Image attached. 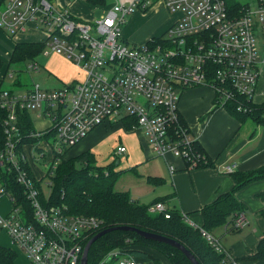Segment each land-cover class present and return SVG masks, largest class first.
I'll use <instances>...</instances> for the list:
<instances>
[{"label":"built area","instance_id":"obj_1","mask_svg":"<svg viewBox=\"0 0 264 264\" xmlns=\"http://www.w3.org/2000/svg\"><path fill=\"white\" fill-rule=\"evenodd\" d=\"M154 2L163 3L178 17L164 36L140 45L124 44L121 25L126 16L147 10ZM241 5L232 11L225 0H116L92 22L74 18L49 0H6L0 6V30L13 38L40 33L44 54L59 52L85 72L82 82L58 88L38 82L18 90L0 88V195H8L13 203L10 214H0V232L8 235L29 264H79L88 237L102 225L95 217L69 214L65 204L50 205L47 199L44 203L32 161L54 167L65 149L96 126L133 117L146 131L156 155L171 153L189 168L204 167L208 156L197 150V139L180 123V91L208 87L215 108L236 113L255 107L253 97L264 64V0H255L254 7ZM28 69L39 67L33 62ZM6 76L12 73L8 70L1 82ZM26 112L46 124L37 129L32 123V130H24L20 118ZM27 145L32 156L25 150ZM123 151L124 147L117 149ZM235 169V164L223 167L227 173ZM10 178L21 188L28 214L6 190ZM148 210L169 218L162 202ZM230 224L240 230L247 218L238 211ZM200 232L223 254V264H239L217 238L203 229ZM100 264L146 261L115 249Z\"/></svg>","mask_w":264,"mask_h":264},{"label":"crops","instance_id":"obj_2","mask_svg":"<svg viewBox=\"0 0 264 264\" xmlns=\"http://www.w3.org/2000/svg\"><path fill=\"white\" fill-rule=\"evenodd\" d=\"M49 1L58 8L67 9L74 18L84 22L100 18L104 10L112 6L105 0ZM119 1L129 3L131 0ZM98 7L102 13L96 16L94 9ZM28 36L41 37L35 42L42 41L40 33L31 32L25 37ZM21 37L13 38V42L23 41L25 37ZM46 55L43 69L50 78L49 87L58 88L75 79L77 73H81L65 55L59 52H50ZM263 65L253 97L255 103L253 109L264 103ZM178 109L190 133L209 158L204 167L189 168L184 159L171 153L165 154L164 157L156 155L146 131L136 125L133 117L109 119L96 126L70 149L68 155L74 157L88 153L93 158L95 166L96 163H108L102 168L114 172L115 181L125 176L124 187L118 190L114 188L116 191L126 192L131 199L146 206L157 201L162 202L168 211L176 210L182 213L188 223L200 231L203 225L202 209L213 204L219 196L233 190L235 174L253 172L264 167V124L256 122L251 117L240 120L233 114L235 111L228 108H215L213 91L203 86L181 91ZM37 121L40 123L38 127L32 120L33 126L37 129L46 124L39 118H36ZM119 147H124V151L118 153ZM25 150L33 155L31 145L25 146ZM31 163L32 166L35 164L33 161ZM230 164L236 165L235 171L224 172L223 167ZM170 167L173 168V172L170 171ZM262 193L264 179L253 180L240 186L234 191V197L242 206L241 211L247 218V224L236 230L228 223L208 232L218 239L221 247L239 264H264V258L251 256L259 241L264 238V218L261 216L264 201L259 197ZM4 195L6 194L0 195V213L6 216L11 213L13 203L8 195L7 199ZM7 236L5 232H0V246L16 253L15 264H25L23 260L18 259V253L11 247L10 238ZM145 251L157 261L149 259L146 264H172L171 260L156 248H146Z\"/></svg>","mask_w":264,"mask_h":264},{"label":"trees","instance_id":"obj_3","mask_svg":"<svg viewBox=\"0 0 264 264\" xmlns=\"http://www.w3.org/2000/svg\"><path fill=\"white\" fill-rule=\"evenodd\" d=\"M5 1L0 0V6ZM225 1L227 7L232 11H238L242 7L236 0ZM43 49L42 42L16 41L9 60L5 64L3 75L0 76V82L12 63L34 59ZM2 65L3 61L0 58V69ZM233 114L240 120L251 117L256 122L264 124V103L257 105L255 112L249 115L244 116L242 113L236 112ZM22 116L20 122L24 130H32L30 114L26 112ZM179 118L180 123L186 126L181 115ZM29 141L32 142V140L27 142ZM195 146L198 151L204 153L198 142ZM71 148L65 149L59 157L56 164L57 171L54 175L51 176L52 172H49L51 178L49 181L50 195L45 197L41 191V199L44 203L47 199L50 205L65 204L69 214L97 218L102 225L88 237L87 241L105 228L131 226L174 239L189 250L199 264H223V254L215 251L203 238L199 228L188 223L183 218L182 213L169 210V218H165L163 214L150 212L148 206L131 199L128 193L114 189L116 179L114 172L107 168L95 166L93 158L88 153L74 157L69 156L68 153ZM204 155L206 154L204 153ZM259 179H264V167L253 172L235 174L233 190L219 196L213 204L202 209L203 225L201 229L211 232L218 226L230 224L233 214L242 209L241 204L234 197V191L250 181ZM5 188L17 199L18 204L25 207V212L28 214L30 207L14 178L5 181ZM259 197L264 201V193L260 194ZM261 216L264 218V209ZM146 248L158 249L171 260L172 264H191L181 252L169 245L144 239L135 232L123 231L110 232L96 240L89 250L88 264H100L107 254L115 249H119L138 260L147 261L151 259L157 262L152 255L145 251ZM251 256H253L252 258H264V238L259 241L254 254ZM15 259L16 253L13 250L0 246V264H15Z\"/></svg>","mask_w":264,"mask_h":264},{"label":"rangeland","instance_id":"obj_4","mask_svg":"<svg viewBox=\"0 0 264 264\" xmlns=\"http://www.w3.org/2000/svg\"><path fill=\"white\" fill-rule=\"evenodd\" d=\"M115 1L116 0H105L107 4H113ZM236 1H238L240 4L248 3L253 7L255 5V0H236ZM106 10H104L103 14L106 12ZM94 12L96 13V16L102 13L100 7H98L97 9H94ZM178 15L179 13H171L164 6L163 3L154 2L150 5V7L147 10H144V11L137 10L136 13L126 16L125 18L126 21L121 25V41H123V43L128 46H133V45H140L144 43L145 41H147L149 38L154 37V36H164L167 29L171 25L172 20L174 18H177ZM25 36H22V37L18 36L16 38L20 39L19 37L23 38ZM37 38L39 39L41 37H37ZM37 38L35 36H31V37L28 36V37L23 38L22 40L23 41H35L37 40ZM13 45H14L13 37L8 36L6 33L0 30V58L3 61V65L0 69V76L3 75V71L5 69V64L8 58V54L10 53ZM46 59H47V55L44 54V49H43V51L34 59H28V60H24L18 63H12L8 69L9 72L12 73V77L6 76L4 81L0 82V88L18 90L21 87L23 88V87L30 86L32 82H38L43 87L51 88L49 87L50 78L48 77L47 74H45L44 69H43V67L45 68L44 61ZM33 62H36L38 64V67H39L38 71H33V70L28 69V65ZM78 69L81 71V73L80 74L77 73L75 75L74 77L75 79H73L75 81L72 80V81H69V83H64L62 85H70L73 83L82 82L83 78H85V72L80 68ZM262 72L264 73V65L262 67ZM186 89H189V88H186ZM183 90L185 89H182V91ZM139 101L143 103L144 99L139 98ZM252 112H255V109H249L248 113H245V114L242 113V114L245 116V115L251 114ZM29 114L32 120H34V125L38 127L40 123H38V121L36 122V118H34L32 113H29ZM68 159L70 158L68 157ZM34 163L35 164L32 166L34 176L37 180H40L38 182V185L39 187L42 188L43 195L46 197H49L50 195V187H49L50 182L49 181H51L49 172H52L51 176L54 175V173L57 171V165H55L54 167L52 165L44 166L42 165L44 161H42L41 163H37L34 161ZM107 164L96 163V166L106 167ZM124 177H121L120 179L115 181L114 188L116 190L124 187V184H125ZM4 196H6L5 198L7 199V195H4ZM9 242H10L11 247L14 248L16 252L18 253V259L23 260L25 264H29L24 253L20 251L18 248H16L11 243L10 240Z\"/></svg>","mask_w":264,"mask_h":264},{"label":"water","instance_id":"obj_5","mask_svg":"<svg viewBox=\"0 0 264 264\" xmlns=\"http://www.w3.org/2000/svg\"><path fill=\"white\" fill-rule=\"evenodd\" d=\"M114 231H123V232H135L138 236L154 241L161 244L169 245L179 252H181L185 258L191 263V264H199V262L196 260V258L190 253L189 250H187L183 245H181L179 242L175 241L174 239H171L169 237H166L164 235H160L154 232L145 231L139 228L131 227V226H114L105 228L103 230L98 231L93 237H91L84 246L81 261L79 264H88V254L91 246L93 243L98 240L103 235L114 232Z\"/></svg>","mask_w":264,"mask_h":264}]
</instances>
